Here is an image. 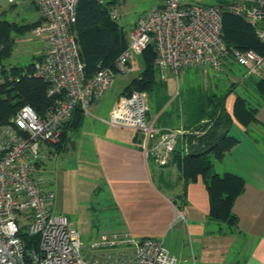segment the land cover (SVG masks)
Masks as SVG:
<instances>
[{
    "label": "built area",
    "instance_id": "1",
    "mask_svg": "<svg viewBox=\"0 0 264 264\" xmlns=\"http://www.w3.org/2000/svg\"><path fill=\"white\" fill-rule=\"evenodd\" d=\"M9 1H34L42 13V21L31 32L45 37L46 49L32 70L23 68L21 75L42 78L54 103L43 116L25 104L0 124V264H179L162 239L125 231L101 233L90 242L96 252H88L68 215L53 211V194L34 172L44 147L61 139L76 106L90 114L89 108L116 74L130 73L133 57L150 44L164 80L178 78L180 70L191 66L209 65L220 71L230 60L239 63L246 75L264 77V55L229 48L223 39V14L228 11L253 24L264 42V0H160L137 20L115 66L100 65L89 77L72 30L78 0ZM148 111L145 93L137 92L121 97L109 117L101 120L134 128L146 154L164 164L185 131L158 126ZM154 140L159 145L152 147ZM25 235L36 237V244L29 246Z\"/></svg>",
    "mask_w": 264,
    "mask_h": 264
},
{
    "label": "crops",
    "instance_id": "2",
    "mask_svg": "<svg viewBox=\"0 0 264 264\" xmlns=\"http://www.w3.org/2000/svg\"><path fill=\"white\" fill-rule=\"evenodd\" d=\"M22 3L39 9L32 1ZM199 80L206 86L213 82L207 76ZM240 80L243 76L233 80L237 82L234 90L239 92L241 88L243 94L244 83ZM234 101L235 92L226 100L231 113ZM110 106L111 111L115 104ZM85 119L86 114L80 128L69 131L63 150L52 145L44 147L36 167L40 169L47 159L77 153V162L70 167L57 164L47 183L50 186L45 185L53 194L52 209L56 213L69 216L83 204L88 206L82 196L84 180L90 193L108 201L114 209L112 229L104 232L125 231L137 237L162 239L179 264H264V101L257 123L246 127L234 120L230 133L236 129L231 134L239 141L222 159L214 161L216 172L238 173L246 180L245 190L233 205L238 223L224 232L220 231L224 225L210 220V196L201 176L186 183L170 160L159 165L155 155L148 156L142 149L132 127ZM155 144L159 145L158 140L152 142V147ZM161 174L170 186L160 184ZM91 207L95 209L92 204Z\"/></svg>",
    "mask_w": 264,
    "mask_h": 264
},
{
    "label": "trees",
    "instance_id": "3",
    "mask_svg": "<svg viewBox=\"0 0 264 264\" xmlns=\"http://www.w3.org/2000/svg\"><path fill=\"white\" fill-rule=\"evenodd\" d=\"M115 4V0H78L72 30L79 42L88 77L100 65L114 67L116 59L128 44V34L113 16ZM42 19L43 16L20 24L0 17V72L4 76V81L0 83V124L7 122L25 104L32 105L42 116L53 106V98L47 92L48 84L42 78L21 75L23 68L32 70L34 61L25 66L9 67L6 64L13 52L14 33H24L28 29L31 31ZM223 39L229 48L254 49L264 55V42L258 37L254 25L244 17L228 11L223 14ZM141 55L143 68L139 77L128 84L129 87L147 91L151 95L156 111L162 110L156 119L158 126L172 127L176 120H182L179 127L185 132L169 160L182 172L186 183L199 176L204 179L210 196V220L224 225L220 227L222 232L226 228L233 229L238 223L233 205L245 190L246 180L238 173L216 172L214 161L222 159L238 143L239 139L230 133L235 119L246 127L259 121L258 111L264 101V77L246 75L244 70V86L254 89L256 94L253 99L246 90L243 94L234 90L237 82H232L223 91L217 83L215 85L212 82V85L206 86L196 78L181 91L175 108L164 109L170 99L168 80L159 75L154 45L150 44ZM11 75L16 77L10 78ZM233 92L235 101L231 113L227 109L226 100ZM174 112H177L175 119ZM84 117L83 109L77 105L72 119L63 126L61 139L50 145L63 150L69 140V131L79 129ZM159 181L160 184L171 185L162 174ZM25 238L29 246L36 244V237L25 235Z\"/></svg>",
    "mask_w": 264,
    "mask_h": 264
},
{
    "label": "rangeland",
    "instance_id": "4",
    "mask_svg": "<svg viewBox=\"0 0 264 264\" xmlns=\"http://www.w3.org/2000/svg\"><path fill=\"white\" fill-rule=\"evenodd\" d=\"M201 1L209 2L213 0ZM115 2V19L124 27L126 33L129 35L137 20L147 11L157 6L160 0H115ZM0 4L2 5V8L0 7V17L5 18L9 21H16L20 24H26L27 22L35 21L41 15L40 9L30 7L26 3L19 2L16 5H12L13 3H11L9 0H0ZM13 36L15 38L13 52L9 59L6 60V64L9 67L25 66L35 61L37 57L41 56L46 49L47 45L45 37L36 36L29 29L24 33H14ZM143 65V55H135L131 64V72L127 74H116L114 82L106 90L105 94L93 102V104L89 108L91 113H86L85 120H87L88 122L95 118L94 120L100 122L101 119H107L111 112V103H114L116 105L121 97L130 96L137 92L145 93L149 106L150 117L156 119L159 118L161 114L160 112H162V110L156 111L154 100L151 98V95L147 91L135 88L132 89L128 85L134 78L139 77ZM244 70L245 69L236 61H228V63L224 65L220 71L213 70L209 65L191 66L188 68H184L180 70L178 78L172 77L168 81L170 99L164 109L175 108L181 91L188 84H191V81L193 83L194 79L196 78L200 79L207 76L209 79H212L214 83H217L219 85L220 90L224 91L225 89L230 87L233 80H237L238 78L243 76ZM240 81L244 83L243 80ZM242 89L243 91L246 90L253 99L254 95L256 94L253 88L244 87L243 84ZM239 93L242 94L241 88L239 90ZM173 116L174 119L177 118V112H174ZM101 122L104 121L101 120ZM181 123L182 120H176L175 126L172 127H179ZM236 132L237 130L233 129L231 133L233 134ZM76 162L77 153L74 151H71L67 155L63 154L61 156L55 157L54 159H47L45 165H43L40 169H35L34 177L42 185L50 186V184L47 183L49 182L53 171H55V167L57 164L70 167L73 166ZM158 164L165 165L166 163L162 164L158 162ZM158 168L161 167L158 166ZM82 179H85V177H83ZM83 183L84 180H82L81 183V187L85 188V190L82 189L83 201L88 202V206H85L83 204V206L78 211L73 210V212H69L68 217L71 221H73V227L78 229L82 241L87 246L86 250L90 253H93L96 251L90 248V242L97 236H99L102 232L110 231L112 229L110 228V223L115 212L108 201H105L103 199L99 200V197L96 194L90 193V187L88 185L85 186ZM91 188H93L92 185ZM91 204L95 207V209L91 207ZM54 212L56 213V211Z\"/></svg>",
    "mask_w": 264,
    "mask_h": 264
}]
</instances>
